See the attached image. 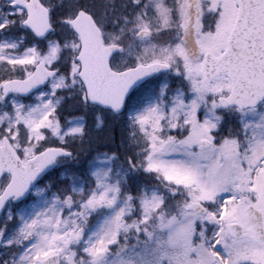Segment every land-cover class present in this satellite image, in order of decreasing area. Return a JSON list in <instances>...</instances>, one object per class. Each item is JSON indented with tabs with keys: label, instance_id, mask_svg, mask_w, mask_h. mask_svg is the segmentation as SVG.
I'll use <instances>...</instances> for the list:
<instances>
[{
	"label": "snow or ice",
	"instance_id": "snow-or-ice-1",
	"mask_svg": "<svg viewBox=\"0 0 264 264\" xmlns=\"http://www.w3.org/2000/svg\"><path fill=\"white\" fill-rule=\"evenodd\" d=\"M0 264H264V0H0Z\"/></svg>",
	"mask_w": 264,
	"mask_h": 264
},
{
	"label": "trees",
	"instance_id": "trees-1",
	"mask_svg": "<svg viewBox=\"0 0 264 264\" xmlns=\"http://www.w3.org/2000/svg\"><path fill=\"white\" fill-rule=\"evenodd\" d=\"M167 39V37H163ZM163 76L159 79L154 78L152 84L155 85L163 80ZM172 82V79H169ZM175 88V84L171 85ZM82 113L78 111H73L72 109H67L63 112L64 119H71L74 115H81ZM87 123H89V129L92 127V116L87 117ZM91 142L86 139L83 143L77 141L75 144L70 145V150L73 151L76 157L70 164L65 167L56 168L50 172L42 183L52 184V190L57 191V189L66 188L69 181L62 180L61 174L64 169H68L69 172L79 174H86L88 169L89 161H91L98 153H117L121 161L124 160L126 156L132 154V148L130 147V142L127 140L128 128L127 120L124 117H118L115 120L109 118L106 121V127L103 132L90 131ZM122 140L124 143H122ZM79 146V147H78ZM145 182L151 183L148 177L143 173L137 174L133 178V183L131 185L133 192L137 185H142Z\"/></svg>",
	"mask_w": 264,
	"mask_h": 264
},
{
	"label": "rangeland",
	"instance_id": "rangeland-1",
	"mask_svg": "<svg viewBox=\"0 0 264 264\" xmlns=\"http://www.w3.org/2000/svg\"><path fill=\"white\" fill-rule=\"evenodd\" d=\"M164 78V77H163ZM169 79H172V82H169L170 83V86L172 85V84H175V87L177 86V83H178V81H174L173 80V78L172 77H169ZM174 89V88H173ZM26 103L27 102H30V101H28V100H26L25 101ZM88 124V127L90 126L89 125V123H87ZM78 143V142H77ZM75 144V143H74ZM79 147V146H78ZM108 154H110V153H108ZM65 166H67V165H63L62 167H65ZM57 168H60V167H57ZM46 185H48L47 183H39L38 184V187H45ZM51 192H55V191H53L52 189H51V191L48 193V195H50L51 194ZM33 198H35V197H33Z\"/></svg>",
	"mask_w": 264,
	"mask_h": 264
},
{
	"label": "water",
	"instance_id": "water-1",
	"mask_svg": "<svg viewBox=\"0 0 264 264\" xmlns=\"http://www.w3.org/2000/svg\"><path fill=\"white\" fill-rule=\"evenodd\" d=\"M153 79H154V78H153ZM54 169H55V168H54ZM54 169H52L51 171H53ZM51 171H50V172H51ZM50 172H48V173H50ZM48 173H46V174L41 178V180H42V179H43ZM41 180H40V181H41ZM40 181H39V183H40Z\"/></svg>",
	"mask_w": 264,
	"mask_h": 264
},
{
	"label": "flooded vegetation",
	"instance_id": "flooded-vegetation-1",
	"mask_svg": "<svg viewBox=\"0 0 264 264\" xmlns=\"http://www.w3.org/2000/svg\"><path fill=\"white\" fill-rule=\"evenodd\" d=\"M48 174H49V173H48ZM48 174H47V175H48ZM47 175H46V176H47ZM46 176H45V177H46ZM45 177H44L42 180H44V179H45ZM42 180H41V181H42ZM41 181H40V183H41Z\"/></svg>",
	"mask_w": 264,
	"mask_h": 264
}]
</instances>
